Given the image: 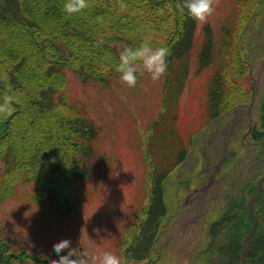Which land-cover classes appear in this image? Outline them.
Returning <instances> with one entry per match:
<instances>
[{
	"label": "rangeland",
	"instance_id": "rangeland-1",
	"mask_svg": "<svg viewBox=\"0 0 264 264\" xmlns=\"http://www.w3.org/2000/svg\"><path fill=\"white\" fill-rule=\"evenodd\" d=\"M221 1L214 15L220 11ZM173 18L160 15L148 30L140 29L137 36L144 35L141 42L117 39L101 43L100 58L105 60L113 49L119 55L124 47L136 48L144 41L155 42L153 48L165 46L168 33L175 29ZM50 24L58 26L56 19L46 27ZM163 31L164 35H159ZM152 37L158 41H150ZM254 38L259 47L264 46V17ZM29 42L24 34L14 32L2 38L1 47L16 62L30 54ZM49 47L61 60L70 56L60 39L51 40ZM7 65L0 62V80L6 79ZM251 71L253 101L241 108L246 119L236 127L238 116L234 113L209 121L205 75H191L187 87L176 99L172 97L175 101L161 114V85L168 72L161 81L153 82L147 73L138 71L135 88L113 79L109 92L92 85L82 88L74 73L66 70L65 89L72 99L91 105L102 128L96 155L89 163L91 174L74 186L70 213H64L62 206L67 172L57 175L37 166L22 170L4 166L1 151L5 148L24 164L38 146L43 153L52 146L47 130L53 128L54 120L13 119L14 110H18L13 106L10 115L0 116V264H51L58 258L52 245L61 239L71 240L77 264L98 250L117 254L122 264H201L199 249L209 238L206 224L222 219L229 202L236 207L244 199L245 208L250 209L256 195L242 197L243 188L255 184L258 192L264 179V153L259 154L261 149L248 130L260 128L257 114L264 100V58ZM183 150L188 152L184 163L173 166ZM169 169L172 173L163 184L168 213L149 260L128 261L124 251L144 221L154 185L151 174ZM258 173L261 175L255 177ZM218 179L220 183L215 182ZM252 222L251 232L243 239L242 262L256 219Z\"/></svg>",
	"mask_w": 264,
	"mask_h": 264
},
{
	"label": "trees",
	"instance_id": "trees-1",
	"mask_svg": "<svg viewBox=\"0 0 264 264\" xmlns=\"http://www.w3.org/2000/svg\"><path fill=\"white\" fill-rule=\"evenodd\" d=\"M89 2V9L69 17L62 11L65 0H0V62L8 63L6 79L0 80V99L3 100L6 94L13 95V106L18 109L14 110L13 119L21 117L26 121L32 118L36 123L47 118L54 120L53 128L47 130L52 144L49 152L43 153L38 146L35 153L20 164L15 153H8L10 148H5L1 151L4 166H14L16 170L37 166L57 175L67 172L63 178L66 190L62 204L66 209L64 213H70L72 209L74 186L91 174L89 163L96 155L102 132L91 105L85 100L72 99L65 89L66 70L74 73L82 88L92 85L110 92V82L119 80V74L115 72L119 55L113 49L111 55L101 59V43L117 39L141 42L144 35L137 36L140 29L148 30L160 15L174 16L175 29L165 40L171 55L167 58L168 76L161 85V114L187 87L191 75H205L206 110L212 122L251 103V68L264 58V46L259 47L254 38L264 17V0H222L219 13L205 24H197L186 11L183 14L179 11L176 5L182 0ZM121 3L125 5L123 10ZM98 16L103 17L102 22L96 21ZM50 18L56 19L58 26L50 24L46 27ZM14 32L24 34L30 41L31 51L16 62L1 47L2 38ZM59 39L71 51L66 60L59 59L57 52L49 47L51 40ZM154 39L152 37L150 41H158ZM153 44L155 42H151ZM136 75L138 79L139 75ZM257 119L260 128L253 127L250 136L258 144L261 154L264 153V100L259 105ZM187 154L186 150L180 151L179 160L173 166L182 164ZM172 169L155 170L151 174L154 185L144 221L139 234L124 251L128 261L149 260L168 213L163 184ZM259 175L261 173L255 177ZM256 194L255 184L243 188L244 198ZM246 201L241 199L236 207L229 202L222 219L206 224L209 238L199 249L201 264H264V186L252 204V215L247 206L245 208ZM254 219L257 227L246 242L248 251L242 262L243 239L251 232Z\"/></svg>",
	"mask_w": 264,
	"mask_h": 264
},
{
	"label": "clouds",
	"instance_id": "clouds-1",
	"mask_svg": "<svg viewBox=\"0 0 264 264\" xmlns=\"http://www.w3.org/2000/svg\"><path fill=\"white\" fill-rule=\"evenodd\" d=\"M219 0H182L176 5L183 14L193 19L197 24H205L216 11ZM89 0H65L62 11L67 16L83 13L89 9ZM125 5L121 3L123 10ZM97 22H102L103 17H96ZM170 50L165 46L153 48L149 41L142 42L138 47H124L119 52V62L115 66V72L119 74L120 83L128 88L137 86V75L147 73L153 82L161 81L167 73L169 64L168 57ZM11 90L9 89V93ZM14 97L6 94L0 102V116L10 115L13 109ZM52 251L58 257L52 260L51 264H77L74 258L76 253L69 239H61L52 245ZM80 264H122L121 257L111 251H97L87 261H80Z\"/></svg>",
	"mask_w": 264,
	"mask_h": 264
},
{
	"label": "flooded vegetation",
	"instance_id": "flooded-vegetation-1",
	"mask_svg": "<svg viewBox=\"0 0 264 264\" xmlns=\"http://www.w3.org/2000/svg\"><path fill=\"white\" fill-rule=\"evenodd\" d=\"M238 111V112H237ZM230 113H234V115H236V116H238V121H237V126L236 127H241V125L242 124H244V122H245V116H244V114L242 113V111H241V108H237V109H234V110H232V111H230L229 113H227L225 116H223L222 117V119H224V118H226V116L228 115V114H230ZM253 128V127H252ZM252 128L250 127V128H248V130H249V133L251 132V130H252ZM255 143V142H254ZM217 177V175H215V178ZM212 181H213V178H212ZM215 181V180H214ZM215 182H219L220 183V180L218 179V180H216Z\"/></svg>",
	"mask_w": 264,
	"mask_h": 264
},
{
	"label": "water",
	"instance_id": "water-1",
	"mask_svg": "<svg viewBox=\"0 0 264 264\" xmlns=\"http://www.w3.org/2000/svg\"><path fill=\"white\" fill-rule=\"evenodd\" d=\"M261 182H264V179H262Z\"/></svg>",
	"mask_w": 264,
	"mask_h": 264
}]
</instances>
